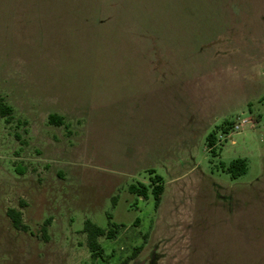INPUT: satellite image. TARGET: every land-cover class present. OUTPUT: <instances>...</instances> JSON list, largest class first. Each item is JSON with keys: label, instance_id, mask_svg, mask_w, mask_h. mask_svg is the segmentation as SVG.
Masks as SVG:
<instances>
[{"label": "rangeland", "instance_id": "374dc122", "mask_svg": "<svg viewBox=\"0 0 264 264\" xmlns=\"http://www.w3.org/2000/svg\"><path fill=\"white\" fill-rule=\"evenodd\" d=\"M0 100V264H264V0H0Z\"/></svg>", "mask_w": 264, "mask_h": 264}, {"label": "trees", "instance_id": "16d2710c", "mask_svg": "<svg viewBox=\"0 0 264 264\" xmlns=\"http://www.w3.org/2000/svg\"><path fill=\"white\" fill-rule=\"evenodd\" d=\"M0 118L4 120L6 124H11L13 120V109L11 106L7 105L3 100H0ZM63 117L56 115V114H50L48 117V123L53 126H62L64 124ZM232 125V124H231ZM229 124L228 126H224L223 128H220L224 134H227L229 130L232 128ZM230 126V127H229ZM15 137L19 139V135L15 134ZM207 146L209 150L213 153V148L216 143V131L210 133L206 138ZM234 170L236 173V176L244 175L247 171V165L244 160L238 159L233 161L228 171ZM233 171V172H234ZM150 174L154 173L153 170L149 171ZM232 172V171H231ZM151 186H152V194L155 201V209L158 208L160 203V197L164 192V186L162 183V178L158 175H154L151 177ZM129 191L131 193H137L140 196H144L147 193V188L143 186L142 184H139L138 186H131L129 188ZM7 216L11 220L12 226L16 230L28 231V227L23 223L22 221V212L16 210V209H9L7 211ZM110 219V217H109ZM49 225V220H47L42 228L43 233L45 234L46 228ZM122 227V225L117 224H110L107 229L97 227L90 221H86L84 225V229L82 232L86 234L87 239V247L89 249V252L91 254V259L96 260H102L105 261L104 257V249L101 246L99 239L104 237L108 240H114L117 236V233L119 229ZM142 250V247L135 248L134 252H132L131 257H129V260L133 259L140 251ZM122 264H127V262H123Z\"/></svg>", "mask_w": 264, "mask_h": 264}, {"label": "built area", "instance_id": "2783aa9c", "mask_svg": "<svg viewBox=\"0 0 264 264\" xmlns=\"http://www.w3.org/2000/svg\"><path fill=\"white\" fill-rule=\"evenodd\" d=\"M239 127L238 126H235V129H238Z\"/></svg>", "mask_w": 264, "mask_h": 264}]
</instances>
